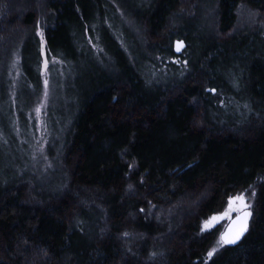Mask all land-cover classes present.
Masks as SVG:
<instances>
[{"label":"trees","instance_id":"1","mask_svg":"<svg viewBox=\"0 0 264 264\" xmlns=\"http://www.w3.org/2000/svg\"><path fill=\"white\" fill-rule=\"evenodd\" d=\"M240 6L264 20V0H0V99L17 56L37 103L39 25L84 68L55 175L0 180V264H264V26ZM175 38L187 62L162 68ZM250 186L248 230L205 261L222 225L201 222Z\"/></svg>","mask_w":264,"mask_h":264},{"label":"rangeland","instance_id":"2","mask_svg":"<svg viewBox=\"0 0 264 264\" xmlns=\"http://www.w3.org/2000/svg\"><path fill=\"white\" fill-rule=\"evenodd\" d=\"M237 14L239 26L249 21H262L260 24L264 26L263 16L253 12L247 7L240 6L237 9ZM112 22L117 24L122 30L123 35H127L129 32L131 37H138L130 21ZM189 23L194 26L189 28L185 26L184 29L186 31L189 33L198 31L201 35L206 36L205 30H207L208 27H205V21H190ZM120 24H122L123 29L127 30L126 32L119 26ZM36 33L39 38L41 53L39 68L41 92L37 103L27 110L31 106L30 98L36 97L37 93L34 85L31 84L32 76L25 70H19V59L17 56H14L11 62L10 90H8L7 96L5 95L0 99V115L3 119H6V130L9 134L15 135L17 139L14 144L9 138L5 137L3 143L4 153L8 154L10 152L11 155L8 154L4 157L2 155V150H0V180L6 181V183L12 178L22 177L29 172L37 174L38 183L41 185L49 182L48 180L51 179L53 174L55 175V171L57 170L58 164L56 160L61 151L63 137L73 118L78 103V90L76 86L81 78V71L84 68H80L79 65H73L69 62H61L58 58L51 56L47 52L45 46L43 28L41 25L37 27ZM175 40L180 39L175 38L173 42ZM197 44L202 45L201 43ZM185 57L186 53L182 52L176 55V57L166 56L165 58H161V56H157L156 59H158V63L161 67L164 68L168 62L184 66L187 62ZM156 75L159 77V74ZM46 81L47 83H45ZM212 92L214 93L215 91ZM17 109L20 110V112H25L27 110L25 112L27 124L25 120L17 119L15 121V119H13V114L17 115ZM26 125H28V129H26ZM240 193L245 194L247 202L251 205L254 195L252 186ZM228 203L229 198L222 212L211 215L200 224L201 232L209 231L216 225H222L217 243L210 251L214 248L217 251L223 246L220 234L226 224L238 214V212L232 211L228 216L222 215L228 210ZM235 206H238V202L234 207ZM213 216L217 217V219L212 221L210 227L205 228V222L209 221ZM215 252H213L212 256ZM208 253L205 261L211 258Z\"/></svg>","mask_w":264,"mask_h":264},{"label":"snow or ice","instance_id":"3","mask_svg":"<svg viewBox=\"0 0 264 264\" xmlns=\"http://www.w3.org/2000/svg\"><path fill=\"white\" fill-rule=\"evenodd\" d=\"M181 41L177 42V50L179 51L180 46H182ZM47 83V81L45 82ZM212 91H215L213 89ZM238 202V206L237 205ZM250 207L249 203L247 202V198L244 193H239L235 197H229L228 203V210L223 213V216H228L230 212L236 211L239 215L236 216L235 220L233 221L232 225L229 226V229L226 233L221 234V240L223 243H236L240 240L241 236L248 230V220L252 213L248 210ZM217 217L213 216L210 218L209 221L205 222V228L210 227L212 221H215ZM216 249L214 248L212 251L208 253L209 256H212L213 252Z\"/></svg>","mask_w":264,"mask_h":264},{"label":"water","instance_id":"4","mask_svg":"<svg viewBox=\"0 0 264 264\" xmlns=\"http://www.w3.org/2000/svg\"><path fill=\"white\" fill-rule=\"evenodd\" d=\"M178 41H181V42H183L182 43V46H180V48H179V51L177 50V47H178V45H177V42ZM185 42L183 41V40H175L174 42H173V52H174V54L175 55H179V54H181L182 53V50H184V48H185ZM212 91V90H211ZM237 215H239V213L237 214ZM237 215H235L227 224H226V226L224 227V229H223V231H222V233H226L227 231H228V229H229V226L230 225H232V223H233V221L235 220V218H236V216ZM249 219H250V217H249ZM248 224H249V220H248ZM221 233V234H222ZM246 233V232H245ZM244 233V234H245ZM221 234H220V239H221ZM244 234L241 236V238H240V240L242 239V237L244 236ZM240 240H238L236 243H234V244H232V243H223V241H222V243H223V245H235V244H237Z\"/></svg>","mask_w":264,"mask_h":264}]
</instances>
